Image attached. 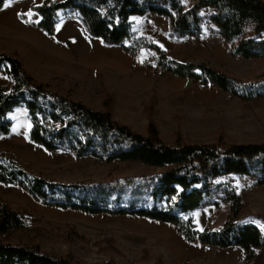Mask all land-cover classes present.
Returning a JSON list of instances; mask_svg holds the SVG:
<instances>
[{
    "label": "trees",
    "instance_id": "16d2710c",
    "mask_svg": "<svg viewBox=\"0 0 264 264\" xmlns=\"http://www.w3.org/2000/svg\"><path fill=\"white\" fill-rule=\"evenodd\" d=\"M8 1L0 0V10ZM32 10L40 16L35 26L48 36L55 35L58 14L63 12L78 19L90 37L105 46L120 47L135 60L143 50H152L157 68L178 78L219 88L245 102L264 97V78L246 84L205 63L173 60L154 41L137 35L132 23V17L154 15L168 21L171 38L200 41L207 19L229 46L231 56L264 60L263 0H44ZM147 67L154 69L151 63ZM0 70L11 81L10 86L0 88V138L11 133L9 115L25 108L31 123L29 138L44 150L108 164L140 162L155 174L147 179L153 181L151 189L147 182H136L138 177L124 183H59L30 175L12 157L0 154V183L21 186L35 199L63 210L135 216L174 225L189 243L220 249L240 247L244 257L238 264H252L257 251L264 248V231L254 224L236 223L246 206L243 198L215 184L226 176L239 175L252 177L256 186H263L264 143H223L220 136L217 144H190L179 137L175 145H169L153 122L143 135L117 122L108 111L96 112L51 92L48 84L38 83L24 70L16 55L0 53ZM144 192L153 200L151 207L137 208L133 202L127 207L119 205L127 194L142 196ZM223 200L230 202L223 228L197 230L190 213L209 205L218 207ZM159 202L167 203L166 209ZM258 218L264 224V217ZM23 226L20 214L0 203V234ZM0 264L71 263L35 247L0 243Z\"/></svg>",
    "mask_w": 264,
    "mask_h": 264
},
{
    "label": "rangeland",
    "instance_id": "374dc122",
    "mask_svg": "<svg viewBox=\"0 0 264 264\" xmlns=\"http://www.w3.org/2000/svg\"><path fill=\"white\" fill-rule=\"evenodd\" d=\"M43 1H16L23 11L21 20L39 31L35 26L38 22L33 21V15L38 14L32 8ZM58 19L55 35L67 36L68 46L90 37L78 19L63 12ZM132 23L137 35L154 41L173 60L205 63L246 84L264 78V60L231 56L229 46L207 19L200 41L171 38L168 21L154 15L133 18ZM7 55H16L20 60L17 52ZM154 56L152 50H143L135 60L120 47L107 46V55H102L97 68L73 73L76 80L70 82L61 78L39 81L20 62L38 83L48 84L51 92L81 102L96 112L108 111L117 122L135 132L146 135L149 122H153L169 145H175L179 137L190 144H217L220 136L223 143H264V97L245 102L219 88L178 78L159 70ZM149 63L154 69L147 67ZM0 73V88L10 86L11 81L2 86L4 74L1 70ZM9 119L13 127L9 135L0 138V154L12 157L30 175L69 184L111 180L124 183L138 177L136 182L141 181L142 185L147 182L149 189L153 186V181L147 179L155 174L148 165L108 164L93 158H76L66 152H49L30 140L31 123L25 108L16 109ZM255 182L252 177L230 175L215 184L222 191H235L243 198L246 206L237 224H254L264 231L258 218L264 217V185L256 186ZM130 202L137 208L153 205L148 192L142 196L127 194L119 205L127 207ZM0 203L19 213L24 224L22 229L0 234V243L35 247L54 258L68 259L71 264H238L244 257L240 247L220 249L189 243L171 224L56 208L17 185L0 183ZM158 206L166 209L167 203L159 202ZM229 214L230 202L223 200L218 207L196 209L190 216L197 230L203 231L222 229ZM252 264H264V248L257 251Z\"/></svg>",
    "mask_w": 264,
    "mask_h": 264
},
{
    "label": "crops",
    "instance_id": "0c3cea01",
    "mask_svg": "<svg viewBox=\"0 0 264 264\" xmlns=\"http://www.w3.org/2000/svg\"><path fill=\"white\" fill-rule=\"evenodd\" d=\"M16 1L9 0L0 10V53H19L24 68L37 80L51 82L61 78L70 82L76 80L73 73L95 69L102 55L106 57L107 46L99 39L77 38L78 44L68 46L67 36H48L35 29L21 20L23 11ZM33 21L39 22L40 16L33 15ZM2 78V86L7 85L10 79L5 75Z\"/></svg>",
    "mask_w": 264,
    "mask_h": 264
},
{
    "label": "bare ground",
    "instance_id": "6f19581e",
    "mask_svg": "<svg viewBox=\"0 0 264 264\" xmlns=\"http://www.w3.org/2000/svg\"><path fill=\"white\" fill-rule=\"evenodd\" d=\"M72 31L75 32V29H73ZM78 34H79V33H78ZM79 35H81V34H79Z\"/></svg>",
    "mask_w": 264,
    "mask_h": 264
}]
</instances>
